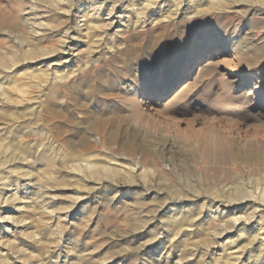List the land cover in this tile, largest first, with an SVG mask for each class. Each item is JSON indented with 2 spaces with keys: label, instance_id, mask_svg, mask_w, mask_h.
<instances>
[{
  "label": "rangeland",
  "instance_id": "374dc122",
  "mask_svg": "<svg viewBox=\"0 0 264 264\" xmlns=\"http://www.w3.org/2000/svg\"><path fill=\"white\" fill-rule=\"evenodd\" d=\"M220 1L43 0L0 30V264H264V0Z\"/></svg>",
  "mask_w": 264,
  "mask_h": 264
},
{
  "label": "bare ground",
  "instance_id": "6f19581e",
  "mask_svg": "<svg viewBox=\"0 0 264 264\" xmlns=\"http://www.w3.org/2000/svg\"><path fill=\"white\" fill-rule=\"evenodd\" d=\"M43 0H23V2H25V3H29L30 5V7H19L20 9H18V10H15L14 12H13V14H12V19L10 20V21H8V22H6V23H8V24H6L5 23V21H3V22H0V30H3V28H5L6 26H9L11 29H13V30H16L17 28H18V26H19V20H20V11H22V12H24L23 13V15L25 16V14H30V13H33V11L35 10H37L36 12H38V6L40 5V2H42ZM148 1V0H147ZM220 1V0H219ZM210 3V2H209ZM22 4V3H21ZM148 4L150 5V2H148ZM153 4V3H152ZM219 5H224V1H220L219 2ZM19 6H21V5H19ZM151 6V5H150ZM97 8V7H96ZM95 8V9H96ZM100 9V8H99ZM101 9H102V7H101ZM101 9L98 11V13H101ZM26 11V12H25ZM34 11V12H35ZM34 14V13H33ZM112 15V14H111ZM139 15V14H138ZM85 16V15H84ZM26 18H27V16H26ZM89 19V18H88ZM1 21V20H0ZM86 22V21H85ZM109 23V22H108ZM86 26H87V24H86ZM34 27V26H33ZM36 32V31H35ZM7 33V32H6ZM9 33V32H8ZM22 33H19V35H21ZM12 35H13V33H12ZM11 34H9V38L10 37H13ZM141 35V34H140ZM139 35V36H140ZM139 36L137 35H132V36H130V37H132V40L134 39H138L139 38ZM14 38V37H13ZM12 39V38H11ZM23 45V44H22ZM31 45V44H30ZM1 50V49H0ZM224 49H221V51H223ZM128 51V50H127ZM25 57H32L33 55H34V52H32V51H26L25 52ZM239 54V53H238ZM234 57L233 58H236V55H233ZM5 58V57H4ZM4 58H3V60H4ZM26 59V58H25ZM5 61V60H4ZM4 61H3V64H6V63H4ZM15 61H17V60H15ZM26 61V60H25ZM2 63V62H1ZM11 63V62H10ZM9 63V64H10ZM13 63V62H12ZM2 64V65H3ZM15 64H13V66H14ZM10 66H11V64H10ZM2 67V66H1ZM201 67H202V63L199 65V67H198V70H200L201 69ZM11 68V67H10ZM9 69V68H8ZM42 73V72H41ZM28 73H26L25 71H23L22 70V72H20L19 74H18V78H16V81L17 82H19L18 84H16V86H17V90L20 92V94H19V96L22 94V96H23V94H25V92H26V89H24V88H22V87H24V85L26 86L27 85V83L25 82V79H26V76H29V75H27ZM33 74V73H32ZM34 75H36L38 78H39V76L38 75H41L40 73L38 74H36V72H35V74ZM249 76V75H248ZM30 78H32V76H30ZM89 77H86V76H83V77H81L80 78V80H79V83L80 84H83V83H85V82H88L89 81V79H88ZM100 78V77H99ZM39 80V79H38ZM40 81V80H39ZM13 82V81H12ZM38 82V81H37ZM15 83V82H14ZM38 83H40V82H38ZM247 83H249V84H252L253 85V87H254V92H261L262 91V87L261 86H259V85H257V83H255V81H254V79L252 78V76H249L248 77V81H247ZM2 85H4V83L3 84H1L0 85V95L1 96H4L6 99H7V101H11V100H14L13 98H12V96L13 95H11L10 94V91L9 90H7V89H5L6 87H4V89H3V86ZM41 85V84H40ZM58 85V84H57ZM55 85V86H53L54 87V90H52V96L53 97H55L57 94H58V92L61 90V85ZM5 86V85H4ZM15 86V85H14ZM185 86H187L186 84H183V85H181L180 87H179V90H183L184 88H186ZM170 91V89L168 90V91H166L163 95H167L168 94V92ZM16 93H18V92H16ZM26 95V94H25ZM21 96V97H22ZM152 96V95H151ZM3 99V98H2ZM26 100V99H25ZM1 101V100H0ZM4 102V101H3ZM260 102H261V105L263 106L262 108L264 109V97L263 98H261L260 99ZM22 103V102H21ZM25 106V105H24ZM30 107V106H29ZM27 108V107H26ZM31 108H29V110H30ZM174 112V111H173ZM0 116H1V114H0ZM38 117V116H37ZM27 126V125H26ZM23 128V130H26L27 129V127H25V126H23L22 127ZM23 130H21V131H23ZM10 132V131H9ZM12 132V131H11ZM14 134V133H13ZM208 138V137H207ZM2 141V140H1ZM205 144H206V142H204ZM210 143V142H209ZM208 145V144H207ZM0 146L1 147H3V148H5L4 147V144H2V142H0ZM7 147L4 149V151L6 150V149H10V145L9 144H7L6 145ZM211 146V145H210ZM215 146V145H214ZM213 146V147H214ZM14 147V146H13ZM15 147H17V146H15ZM26 146H24V148H25ZM30 147V146H29ZM213 147H211V148H213ZM217 147V146H216ZM28 148V147H27ZM2 149V148H1ZM8 149V150H9ZM11 149H13V148H11ZM14 150H16V149H14ZM14 150H13V152H14ZM18 150H20V149H18ZM28 150H29V148H28ZM205 150V149H204ZM203 150V151H204ZM218 150V149H217ZM4 151L1 153V154H3L4 153ZM7 151V150H6ZM212 151H213V149H212ZM19 152V151H18ZM22 152L24 153L25 152V150H22ZM215 152H217L216 151V149H215ZM218 152H220V150H218ZM0 154V155H1ZM43 154V153H42ZM46 154V153H45ZM213 154V153H212ZM217 154V153H216ZM12 155H14V153H12L11 155H9V156H11L12 157ZM16 155V154H15ZM22 155V154H21ZM44 155V154H43ZM43 155H40V156H37V158L35 159V161H34V163L36 164V163H38V162H40V163H43V164H46V165H48V167L51 169V170H53L54 169V167H55V156L54 155H52L51 156V154L50 155H48V156H43ZM228 155V154H227ZM5 156V154H3V157ZM8 156V157H9ZM209 156H211V155H209ZM224 157V156H223ZM2 157H0V159H1ZM27 158V157H26ZM214 158V157H213ZM225 158V157H224ZM227 158H229V157H227ZM4 159H6V157H4ZM19 159V158H18ZM20 159H21V157H20ZM24 160H25V158H24ZM226 160H229V159H226ZM6 161V160H5ZM4 161V163H7V162H5ZM9 161V160H8ZM10 161H11V159H10ZM20 161V160H19ZM3 162V161H2ZM232 162V161H231ZM19 163V162H18ZM82 163V162H81ZM99 163V162H98ZM98 163H94V162H92V161H90V168H95L94 170H96V164H98ZM101 163V162H100ZM222 163V162H221ZM249 163V162H248ZM21 164H22V162H21ZM83 165V164H82ZM53 168V169H52ZM103 168H104V170H107V168L108 167H106V166H103ZM2 169L3 170H6L5 168H1V170H0V172L2 171ZM89 169V168H88ZM93 170V172H95ZM100 170V169H99ZM54 171V170H53ZM92 171V170H91ZM5 173V172H4ZM8 173V172H7ZM97 173V172H96ZM3 174V173H2ZM17 174H19V173H17ZM16 174V175H17ZM7 176V175H6ZM21 176V175H20ZM1 178H2V176H0ZM8 177V176H7ZM10 177H8V179H9ZM17 180V179H16ZM0 182H1V180H0ZM4 180H3V184H4ZM14 182V181H13ZM10 183V182H9ZM13 184V183H12ZM11 184V185H12ZM18 184V183H17ZM17 184H16V187H15V190L13 191L14 193H13V195L12 196H14L13 198H15V195L17 194V192L19 191H17V189H18V186H17ZM237 184V183H236ZM262 184H263V182H262ZM261 184V185H262ZM9 185V184H8ZM14 185V184H13ZM19 185V184H18ZM1 186V185H0ZM7 186V185H6ZM5 186V187H6ZM239 187V186H238ZM14 188V187H13ZM6 189V188H5ZM217 189V188H216ZM3 190H4V186H2L1 188H0V195L2 194L3 195ZM10 190V189H9ZM212 190H213V188H212ZM220 190V189H219ZM225 190V189H224ZM196 191V190H195ZM221 191V190H220ZM5 192V191H4ZM238 192V191H237ZM197 193V192H196ZM233 193V192H232ZM242 194V199H241V202H240V205H243V204H247L248 203V197L250 196V197H253V191H251V190H241V192H240V195ZM11 196V197H12ZM261 196H262V199H261V201H258V200H255V199H250V200H252L253 202H254V206H255V210L257 209V208H259V207H261L262 205H263V203H264V187H263V191H262V194H261ZM240 198V197H239ZM6 200V199H5ZM14 200V199H13ZM238 200V199H237ZM239 202V201H238ZM250 205V204H249ZM253 206V205H252ZM252 212V211H251ZM255 212V211H254ZM247 215V214H246ZM250 214H248L247 215V217L249 216ZM244 216V215H243ZM242 216V217H243ZM246 217V218H247ZM241 217L239 216V217H236V220H239ZM245 218V217H244ZM252 218H254V216H251V217H248L247 218V221H249L250 219H252ZM243 220H245V219H243ZM256 220V219H255ZM255 226V228H257V232H258V234L260 235V236H262V235H264V219H261V220H259V221H257L255 224H254ZM253 227V228H254ZM256 236V235H255ZM254 237V236H253ZM257 237V236H256ZM263 242H264V239H263Z\"/></svg>",
  "mask_w": 264,
  "mask_h": 264
}]
</instances>
